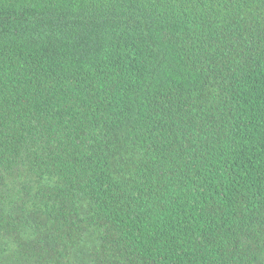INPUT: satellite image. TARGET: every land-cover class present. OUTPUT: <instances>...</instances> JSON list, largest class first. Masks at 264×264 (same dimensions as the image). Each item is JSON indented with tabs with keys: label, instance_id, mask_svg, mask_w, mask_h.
<instances>
[{
	"label": "trees",
	"instance_id": "obj_1",
	"mask_svg": "<svg viewBox=\"0 0 264 264\" xmlns=\"http://www.w3.org/2000/svg\"><path fill=\"white\" fill-rule=\"evenodd\" d=\"M0 264H264V0H0Z\"/></svg>",
	"mask_w": 264,
	"mask_h": 264
}]
</instances>
